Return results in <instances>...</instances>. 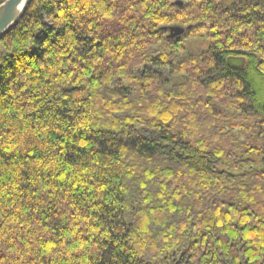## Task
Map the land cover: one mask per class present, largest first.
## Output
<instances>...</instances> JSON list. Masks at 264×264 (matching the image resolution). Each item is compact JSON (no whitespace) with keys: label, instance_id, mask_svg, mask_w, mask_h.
Listing matches in <instances>:
<instances>
[{"label":"trees","instance_id":"obj_1","mask_svg":"<svg viewBox=\"0 0 264 264\" xmlns=\"http://www.w3.org/2000/svg\"><path fill=\"white\" fill-rule=\"evenodd\" d=\"M226 2L32 0L0 38V264H264V0Z\"/></svg>","mask_w":264,"mask_h":264},{"label":"water","instance_id":"obj_2","mask_svg":"<svg viewBox=\"0 0 264 264\" xmlns=\"http://www.w3.org/2000/svg\"><path fill=\"white\" fill-rule=\"evenodd\" d=\"M32 0H6L0 5V38L15 28L26 13ZM181 31H177L179 35ZM227 64L236 69L244 66L243 58H229Z\"/></svg>","mask_w":264,"mask_h":264},{"label":"rangeland","instance_id":"obj_3","mask_svg":"<svg viewBox=\"0 0 264 264\" xmlns=\"http://www.w3.org/2000/svg\"><path fill=\"white\" fill-rule=\"evenodd\" d=\"M227 1L228 2H226V3L234 2L237 0H227ZM175 37H176V35H175ZM181 39H184L183 36L181 37ZM184 46H185V51L179 57L178 61H180V60H182V59H184L190 55H198V54L204 53L208 48V43L205 39H202V38H198L195 40H185L184 39ZM163 75L166 79L165 81L167 82L166 87L169 89L182 82L181 78L172 77L167 72H164Z\"/></svg>","mask_w":264,"mask_h":264}]
</instances>
